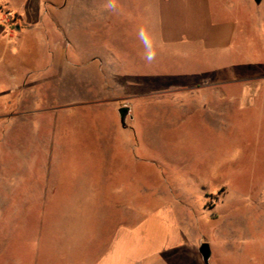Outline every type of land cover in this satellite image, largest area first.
Here are the masks:
<instances>
[{
	"label": "rangeland",
	"instance_id": "1",
	"mask_svg": "<svg viewBox=\"0 0 264 264\" xmlns=\"http://www.w3.org/2000/svg\"><path fill=\"white\" fill-rule=\"evenodd\" d=\"M208 6L235 24L226 48L146 47L142 19L123 27L136 42L120 46L125 66L109 92L24 93L45 121V155L0 146V264H93L118 226L169 196L217 252L209 264H264V0Z\"/></svg>",
	"mask_w": 264,
	"mask_h": 264
},
{
	"label": "crops",
	"instance_id": "2",
	"mask_svg": "<svg viewBox=\"0 0 264 264\" xmlns=\"http://www.w3.org/2000/svg\"><path fill=\"white\" fill-rule=\"evenodd\" d=\"M126 1L0 0V146L11 148L15 140L23 156L43 158L44 144L39 148L38 142L45 137V121L37 118V101L32 109L25 107L24 93L109 92L125 66L120 46L128 39L136 42L133 36H124L126 25L136 29L143 19L148 43L159 39L163 45L201 44L209 51L229 46L234 34V23L212 19L208 0H132L131 10ZM5 11L14 12L19 20L4 18ZM45 60L53 61V69ZM133 89L144 91L141 84ZM257 90L253 86L252 95ZM141 96L135 95L133 102ZM35 112L36 117L29 118ZM18 122L25 126L14 137ZM29 139L37 146L26 151ZM29 167L24 162L20 170ZM149 203L154 206L139 212L134 224L115 229L93 264H205L200 246L207 240L189 207L179 206L183 199L169 196ZM209 245L211 260L217 252Z\"/></svg>",
	"mask_w": 264,
	"mask_h": 264
},
{
	"label": "water",
	"instance_id": "3",
	"mask_svg": "<svg viewBox=\"0 0 264 264\" xmlns=\"http://www.w3.org/2000/svg\"><path fill=\"white\" fill-rule=\"evenodd\" d=\"M257 4H259L261 2V0H254ZM122 119H124L123 114H121ZM200 253L202 255L203 261L205 264H209V260L211 257V248L209 243L204 242L201 244L200 246Z\"/></svg>",
	"mask_w": 264,
	"mask_h": 264
},
{
	"label": "built area",
	"instance_id": "4",
	"mask_svg": "<svg viewBox=\"0 0 264 264\" xmlns=\"http://www.w3.org/2000/svg\"><path fill=\"white\" fill-rule=\"evenodd\" d=\"M3 16H4V18H6L8 20H13L14 21L15 15L11 11H5L3 13Z\"/></svg>",
	"mask_w": 264,
	"mask_h": 264
},
{
	"label": "clouds",
	"instance_id": "5",
	"mask_svg": "<svg viewBox=\"0 0 264 264\" xmlns=\"http://www.w3.org/2000/svg\"><path fill=\"white\" fill-rule=\"evenodd\" d=\"M141 39L143 41H145V44H146V47H147L148 41H147V38H146L145 34L143 33V30L141 31ZM148 55H149V58H151V56L154 55V53L150 51L148 53Z\"/></svg>",
	"mask_w": 264,
	"mask_h": 264
}]
</instances>
